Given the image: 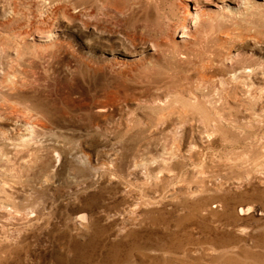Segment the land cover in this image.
Instances as JSON below:
<instances>
[{
	"label": "rangeland",
	"instance_id": "1",
	"mask_svg": "<svg viewBox=\"0 0 264 264\" xmlns=\"http://www.w3.org/2000/svg\"><path fill=\"white\" fill-rule=\"evenodd\" d=\"M258 1L247 20L227 17L220 29L230 33L226 41L216 32L200 49L150 55L147 31L141 30L145 23L128 21V11L106 17L97 8V28L80 12L74 20L57 19L54 46L42 48L22 37L46 9L35 0H0V17L13 18L0 22V39L23 53L14 60L0 45V192L25 214L17 217L12 208L0 207V264H264V77H249L252 92L262 90L253 104L245 97V77L231 82L229 73L226 81L219 75L216 88L195 77L199 61L207 58L212 74L264 66V4ZM162 5L172 13L167 1ZM219 47L234 50L232 63L224 62ZM178 93L196 95V104L177 100L172 113L160 115L156 97ZM100 105H106L105 113L95 111ZM214 105L221 107L217 122L203 123L189 108L198 107L209 119ZM250 108L259 118L249 117ZM52 146L63 154L78 146L92 164L115 149L124 158L111 170L75 162L81 186L74 189L65 163L47 175ZM159 157L171 170L154 187L142 165L133 169L132 158ZM102 176H112L122 194L119 205L109 207L112 219L101 215L105 226L123 225L118 237L107 238L108 246L84 237L95 233L96 214L84 234L75 219L82 212L89 217L99 197L107 201ZM134 197L137 207L116 213ZM239 205L246 207L241 214ZM17 236V246L27 251L10 256ZM181 249L183 256H170Z\"/></svg>",
	"mask_w": 264,
	"mask_h": 264
},
{
	"label": "bare ground",
	"instance_id": "2",
	"mask_svg": "<svg viewBox=\"0 0 264 264\" xmlns=\"http://www.w3.org/2000/svg\"><path fill=\"white\" fill-rule=\"evenodd\" d=\"M5 1V0H4ZM11 2V0H7ZM36 4L40 8H45L46 11L44 14H38L35 23L31 26L29 31H26L25 35L22 37L23 41L27 40L26 43L34 46L36 42L39 43L40 47L42 48H51L55 44V37L57 36L56 30L53 26L54 22L57 19L66 20H74L76 19L75 14L80 12L81 15H86L87 20H92V28L95 25L97 28V24L95 21L97 20V16H95V12L97 8H101L104 16H109L110 14H126V12H130V16L128 21H140L142 20L145 23V27H142L141 30L147 31V39H144L145 43L147 44L146 51L151 53L150 55H154L157 51H176L177 48L184 47V48H199L204 44L210 37L215 35L217 32L218 39L222 41H226L230 38V33L228 31L220 30L224 26V22H226L227 17H237V18H246L249 15V11L253 9L255 2H259L258 0H35ZM168 2V6L172 13L165 10L162 3L166 4ZM264 4V0H261ZM8 9H11L10 5H7ZM87 8L92 9L91 12L87 13ZM12 12L15 10L12 8ZM18 12H15V16ZM178 15V18L174 16ZM13 20L9 15H2L0 17V22L4 25L10 23ZM52 20V21H51ZM51 21V22H50ZM50 23V24H49ZM90 24V23H87ZM102 31H104L103 27H100ZM240 36V35H239ZM241 37V36H240ZM226 43V42H225ZM0 45L5 50H8V55L13 58L14 60H18L19 57H23L22 49L18 50L17 45L14 47L9 46L7 39L3 38L0 39ZM219 51L222 52L221 55L223 56V60L226 63H232L230 59L232 57L233 51L231 48H226L224 51L223 47L218 48ZM213 50V49H212ZM208 58L201 59L199 61L198 68L195 73L196 80L200 85H206L209 88H216V81L218 79L217 76L220 75L219 80L226 81L227 76L224 75L228 74V76L232 80H237L240 78L245 77L246 81H249V77L252 75H256L257 72L260 73L261 77H257V79H263L264 77V66L260 63L251 64V65H239V67L233 68L226 73H215L212 74L208 68ZM164 64H161L163 67ZM166 67V66H164ZM259 81V80H258ZM254 82L245 83V97H247V102L251 96L250 103L253 104V97L260 98L262 94V90L258 91L257 93L252 92L256 90L254 88ZM251 90L250 93H248ZM222 98H218L215 101H220ZM156 103L158 104L157 109H160V115H168L174 111L173 104L177 102V100H182L184 104H196L197 97L194 94H186L184 97L178 93L173 97L162 96L156 97ZM214 101V100H213ZM171 102L172 104H169ZM214 104V103H213ZM247 104V103H246ZM191 114L194 115L198 112L199 120L203 123H208L209 121H218L221 107L214 105L213 108L215 111H212L210 118L206 119L198 107H189ZM95 111L99 114L105 113L107 111L106 105L96 106ZM182 113H186V111L181 110ZM249 117L259 118V113H255L251 108L249 112H246ZM227 120H229L227 118ZM11 126H14L15 123L13 121H8ZM238 128H242L241 126L237 125ZM27 130V128H25ZM28 135V131H25L21 134V136L25 137ZM119 139L117 143L120 141ZM66 141V139H65ZM77 149V150H76ZM51 157L52 161L50 165L47 167V175L54 176L60 166L62 164H66L67 168L69 169V176L72 179L73 185L72 188L76 189L81 186L80 182L75 180L76 174L79 171L76 169L75 162L84 165H91L90 170H111L117 166L116 161L122 160L124 157L120 153L119 149H115L110 151L108 154L104 156V158L92 164L89 160L90 156L82 149H79L78 146L71 149L69 152H65L64 154L62 151L58 150L56 147L52 146L51 149ZM66 157L68 158H65ZM184 157H187V153L184 154ZM133 169H137L140 165L143 166V170L145 174L149 177H153L151 180L154 183V187L156 182H160V177L162 178L165 176H169V171L171 170L169 167V162L165 158H156L151 161L142 158L140 160H136L132 158ZM170 162L172 163V156H170ZM173 169V168H172ZM157 170L155 174H159V176H155L153 172ZM174 174V173H173ZM182 173H180L181 175ZM179 175V174H178ZM177 175V176H178ZM179 175V176H180ZM256 179L259 183H262V178L260 176H256ZM102 192L108 195V199L105 202L104 197H99L100 201L95 202V204H90V214L87 217L85 212H82L80 215L75 216L79 226L83 228V234L89 228L90 219L93 214H96L94 222L96 224V228L94 229V234L86 235L87 240L91 241V244H102L104 246H108L107 238L113 236L114 238L118 237L123 230V225L117 227H108L105 226L103 223L100 222L101 215H103L104 220L108 221L112 219V216L109 214V207L113 206L116 207L119 205V199L121 194L120 189L113 186L112 176H108L104 178L102 176ZM83 184H87V182H83ZM112 186V187H111ZM95 187V186H94ZM109 191H108V190ZM115 189V192L112 190ZM141 194V193H140ZM137 195V194H136ZM8 194L5 192H0V207L1 208H12L10 212H12L15 216L25 217V214L19 213L16 208L15 204L11 200L9 195V199L7 198ZM97 197L93 196L92 198ZM91 198V199H92ZM138 197H134L131 202L122 210L116 213H124L125 211L131 212L133 208L137 207L138 204ZM108 204V205H107ZM239 214L240 212L244 211L246 207L243 205H239L236 207ZM248 209V207H247ZM246 209V210H247ZM123 217V216H121ZM129 220V217H127ZM17 239L12 247L8 249V254L10 256H14L17 252H22L23 250L17 246ZM148 249L149 251H153L148 247L144 248ZM140 250V251H146ZM27 251V250H26ZM23 251V252H26ZM184 249L181 250H174L173 254L170 256L172 257H180L185 254ZM118 255L126 261L121 255L119 249H117ZM165 255H159L158 258L164 260ZM114 259V263H120L117 257L112 255Z\"/></svg>",
	"mask_w": 264,
	"mask_h": 264
}]
</instances>
